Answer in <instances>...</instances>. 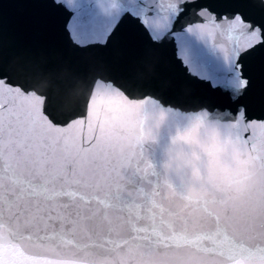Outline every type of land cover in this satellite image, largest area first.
<instances>
[{"label":"snow or ice","instance_id":"6c2138e0","mask_svg":"<svg viewBox=\"0 0 264 264\" xmlns=\"http://www.w3.org/2000/svg\"><path fill=\"white\" fill-rule=\"evenodd\" d=\"M60 4L61 0H54ZM138 17L153 49L192 15L186 31L216 42L229 63L219 81L232 102L227 118L264 171V4L257 0H144ZM72 62L12 59L0 42V264H102L94 257L122 245L89 232L88 215L119 209L136 215L142 155L113 164L98 136L92 111L118 102L113 88L135 95L146 81L132 70L142 59L120 34L119 22L98 45L72 41ZM183 49L181 55H183ZM136 241L163 237L133 225ZM201 264H264V226L244 231L218 227L203 235Z\"/></svg>","mask_w":264,"mask_h":264},{"label":"clouds","instance_id":"9594fccd","mask_svg":"<svg viewBox=\"0 0 264 264\" xmlns=\"http://www.w3.org/2000/svg\"><path fill=\"white\" fill-rule=\"evenodd\" d=\"M109 94L130 111L133 125L102 137L107 158L117 164L138 153L147 168L138 178L131 221L116 208L88 215L89 232L124 242L110 246L107 256L94 258L102 264H201L207 258L203 235L218 227L244 231L264 226V171L223 112L164 107L154 97L128 96L118 88ZM146 144L159 146L158 163L144 157ZM133 225L164 242L136 241Z\"/></svg>","mask_w":264,"mask_h":264},{"label":"water","instance_id":"95a60500","mask_svg":"<svg viewBox=\"0 0 264 264\" xmlns=\"http://www.w3.org/2000/svg\"><path fill=\"white\" fill-rule=\"evenodd\" d=\"M144 10V0H61L60 4L54 0H0V42L14 60L72 62L80 56L73 40L98 45L119 22L120 34L134 49V56L154 59L146 69L133 64L132 70L146 79L135 95L154 97L164 107H208L219 109L225 117L232 113V102L219 84L229 74L228 60L216 42L186 31L196 18L186 17L174 27L168 42L153 49L138 21ZM174 119L169 116V122ZM92 120L100 137L117 135L133 125L130 111L110 102L99 104L92 111ZM143 151L144 157L159 162V146L146 144Z\"/></svg>","mask_w":264,"mask_h":264}]
</instances>
